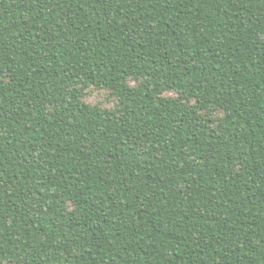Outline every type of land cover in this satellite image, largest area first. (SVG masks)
Wrapping results in <instances>:
<instances>
[{
	"label": "trees",
	"instance_id": "obj_1",
	"mask_svg": "<svg viewBox=\"0 0 264 264\" xmlns=\"http://www.w3.org/2000/svg\"><path fill=\"white\" fill-rule=\"evenodd\" d=\"M0 264H264V0H0Z\"/></svg>",
	"mask_w": 264,
	"mask_h": 264
}]
</instances>
